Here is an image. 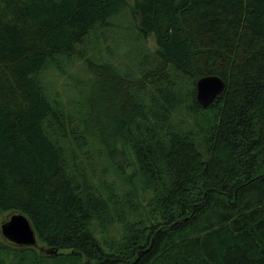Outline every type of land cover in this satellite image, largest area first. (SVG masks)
Wrapping results in <instances>:
<instances>
[{"label": "trees", "instance_id": "obj_1", "mask_svg": "<svg viewBox=\"0 0 264 264\" xmlns=\"http://www.w3.org/2000/svg\"><path fill=\"white\" fill-rule=\"evenodd\" d=\"M109 27L145 52L123 71L89 47ZM77 62L65 98L46 76ZM8 213L43 250L0 240V264H264V0H0Z\"/></svg>", "mask_w": 264, "mask_h": 264}, {"label": "rangeland", "instance_id": "obj_2", "mask_svg": "<svg viewBox=\"0 0 264 264\" xmlns=\"http://www.w3.org/2000/svg\"><path fill=\"white\" fill-rule=\"evenodd\" d=\"M118 20V24L122 26L133 22L130 17V12L125 14L124 18H119ZM135 35L136 33L132 29L124 30L115 27H109L104 31H100L97 36H92V38L89 39V47H93L92 51H94L95 54L100 53L101 57L109 59L111 63L123 71L127 62H133V58L137 57V59H139V57L145 54V52H140V48L138 50H134V46H137L138 43V41L134 42L136 39ZM94 44L96 47H94ZM153 44L154 42L151 38L147 39V41H139V45L141 47H145L146 49H153ZM83 66V62H77L67 69V72L64 74V76H58V74L55 72L49 71L46 77L48 78V82L54 85L55 89L60 93V95H63L65 92V98H72L74 93L71 83L73 80L87 77V74L82 72ZM66 91L68 92L66 93ZM3 221H5L4 215H2V218L0 217V224ZM0 240L1 242L3 241V243L7 242L2 237L1 231Z\"/></svg>", "mask_w": 264, "mask_h": 264}, {"label": "water", "instance_id": "obj_3", "mask_svg": "<svg viewBox=\"0 0 264 264\" xmlns=\"http://www.w3.org/2000/svg\"><path fill=\"white\" fill-rule=\"evenodd\" d=\"M225 88V82L218 76L210 75L199 78L195 83V99L203 108H208ZM0 224L2 237L17 247H34L43 250L37 243L36 235L29 221L20 213H8ZM48 255H56L57 249H47Z\"/></svg>", "mask_w": 264, "mask_h": 264}]
</instances>
